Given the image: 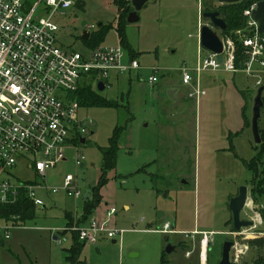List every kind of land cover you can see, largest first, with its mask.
Masks as SVG:
<instances>
[{"label":"rangeland","instance_id":"obj_1","mask_svg":"<svg viewBox=\"0 0 264 264\" xmlns=\"http://www.w3.org/2000/svg\"><path fill=\"white\" fill-rule=\"evenodd\" d=\"M82 3V7L69 9L68 17L62 20L66 42L75 49H82L80 36L92 30L91 24L116 26L118 20L113 0ZM138 15L137 21L127 24L126 34L133 48L141 52L139 74L111 77L109 86L98 90L115 100L117 107L80 110L82 116L87 115L94 122L86 143H79L78 160L84 165L77 164L75 151L68 149L66 160L46 173L51 186L60 185L66 174H72L82 195L74 198L63 192H39L47 208L37 207L33 218L9 230L8 239L0 237L3 263L14 264L21 259L29 264H45L51 257L56 264L63 249L71 244V232L63 235L61 230L85 225L94 216H101L107 203L117 210L109 228L126 230L116 238L102 233L97 243L85 242L80 258L90 264H162L163 253L168 259L163 264H199L198 246L203 233L194 238L165 233L159 229L166 221L174 224L173 229L187 232L195 228L225 233L209 235L208 246L212 248L207 253L208 264H218L223 242L230 236L234 240L229 201L241 185L248 187L247 201H251V207L242 211V218H255L258 214L261 222L242 231L264 243V191L255 192L257 200L253 198V187L258 185L264 169V152L260 156L264 145V105L259 119L260 144L255 142L251 128V107L258 88L255 80L243 71H206L201 78L206 93L197 104L195 98L187 95L188 86L182 82L181 71L184 63L194 66L198 59L197 0H148ZM103 42H119L115 28L109 30ZM126 55L129 56L127 49ZM153 67L159 80L151 85L141 77L146 79L154 73ZM168 89L179 90L176 100L169 96ZM262 96L264 100V91ZM123 124L126 128L116 167L109 171L108 181L100 189L102 199L89 220L78 224L84 197L101 173L99 147L106 146L113 129ZM254 157L256 162L249 168L246 162ZM13 172L22 178L33 175L22 166ZM66 212H71V226H67ZM169 242L175 246L171 252L166 251ZM254 243L255 246L249 244L240 264H256L257 257L264 254L263 244ZM191 246L196 248L186 257Z\"/></svg>","mask_w":264,"mask_h":264},{"label":"built area","instance_id":"obj_2","mask_svg":"<svg viewBox=\"0 0 264 264\" xmlns=\"http://www.w3.org/2000/svg\"><path fill=\"white\" fill-rule=\"evenodd\" d=\"M79 0H0V206L25 197L36 207L46 204L39 192H63L68 197H80L81 190L72 174H66L61 184L51 186L46 173L58 162L66 160V151L72 149L78 160L81 138L87 134L93 120L81 115L75 91L84 81L92 82L97 90L98 83L109 86V79L123 73L142 68L137 58L127 57L122 43L100 44L88 48L75 49L66 42L67 34L62 20L68 11L77 6ZM199 6L198 59L194 66L184 63L181 67L182 82L189 86V97L199 101L206 93L201 85L202 74L206 71L223 69L236 73L243 71L255 80L259 87L264 80V33L258 31V23L252 18L257 1L244 9L246 26L235 30L237 41L241 43L245 57L241 65L237 63V42L230 34L224 35L214 28L222 41L221 53L206 49L200 42V29L204 23L212 26L210 20L204 22L203 0ZM221 4L219 0H216ZM92 30L97 27L90 25ZM90 30V32L92 31ZM88 31V30H87ZM222 55V61L218 55ZM146 79L153 85L159 80L156 67ZM91 133V132H90ZM86 143V141H85ZM22 166L32 177L16 176L14 169ZM247 201L245 207L250 206ZM115 207L108 208L102 220L91 219L87 224L66 227L76 231L82 242L95 244L102 233L116 238L126 230L109 228ZM20 218V214L12 215ZM254 225L256 226L255 218ZM21 222L0 221V237L8 239L13 227ZM162 232L168 233L170 223L165 222ZM234 246L231 251L233 261L240 264L249 246H244L248 238L242 230L231 231ZM213 232H203L200 241L199 258L207 259V247ZM244 235V236H243ZM240 238V239H238ZM192 250L186 252L189 256ZM127 264V263H121Z\"/></svg>","mask_w":264,"mask_h":264},{"label":"trees","instance_id":"obj_3","mask_svg":"<svg viewBox=\"0 0 264 264\" xmlns=\"http://www.w3.org/2000/svg\"><path fill=\"white\" fill-rule=\"evenodd\" d=\"M259 0H239L237 2L232 3H221L218 4L216 0H211V2H205L204 10H217L220 13V16L224 18L227 23V28L223 30V34H230L235 37L238 50H237V63L241 65L242 59L245 57L242 52L243 48L241 43L237 41L235 36V30L244 28L246 26V17L243 14L245 8H247L252 2ZM117 8L118 20L116 26L112 23H99L95 30L90 32V35L87 39H83L81 36L82 45L88 48H92L101 42L104 41L106 34L109 32L111 28H115L118 36L120 38V42L122 45L128 49V53L131 58L137 56V52L133 49L127 39L126 27H127V15L132 10V6L130 0H113ZM78 6L82 7V0L78 1ZM74 95L79 101L80 105L83 107H117L118 104L115 100L109 99L103 96L98 92L97 89L93 87L92 82H82L79 88L75 91ZM126 125L116 126L112 134L109 138L108 144L106 146H100L99 150L102 155V165H101V173L98 178V182L93 185L87 191L84 200H83V210L80 215V220L78 224H85L89 219V216L94 212L95 208L99 205L102 196L100 193V189L106 182L108 181V173L110 170L116 167V159L119 150V143L124 132ZM263 143V142H262ZM264 152V145H262L261 154ZM256 157H254L251 161L246 162L249 168H252L256 162ZM257 177V175H256ZM252 191V190H251ZM264 191V169L261 171V175L259 176L258 185L253 187V198L256 199L255 192ZM37 207L33 204V202L27 200L25 197L20 198L18 201L9 203L7 205L0 206V221H15L21 222L31 219L35 216V209ZM20 214V218H13L12 215ZM70 216V213L66 214ZM71 223L68 221L67 226ZM67 229H64L62 233H66ZM71 232V244L68 247H65L63 250L65 251V259L71 264H87L85 259H80V252L84 245V242L80 241L78 238V234L76 231ZM263 239H251L250 244L254 246V242H258V244L262 243ZM261 246V247H262ZM262 255V254H261ZM168 259L166 254L163 253L161 256V263L167 262ZM256 264H264V254L262 256L257 257L255 261Z\"/></svg>","mask_w":264,"mask_h":264},{"label":"water","instance_id":"obj_4","mask_svg":"<svg viewBox=\"0 0 264 264\" xmlns=\"http://www.w3.org/2000/svg\"><path fill=\"white\" fill-rule=\"evenodd\" d=\"M148 0H130L132 10L127 15V22H135L139 19L138 12L146 4ZM221 3H232L239 0H219ZM202 16L205 20H210L212 26L204 23L200 29V42L203 47L210 49L215 53H221L222 51V41L218 33L214 28H219L220 30H225L227 28V23L220 16L219 11L210 10L203 11ZM252 18L258 23L257 29L259 32L264 33V0H259L257 2L256 8L252 12ZM214 27V28H213ZM90 35V31H84L82 34L83 39H87ZM218 60L222 61V55H218ZM105 85L103 82L98 83V89L103 90ZM264 91V80L262 85L257 88L256 94L253 99L252 115H251V128L254 136V140L257 144H260L262 139L259 129V119L261 116V109L264 105V100L262 93ZM170 97H173L172 90L168 92ZM93 131H91V134ZM85 143L86 139L83 137L80 140ZM84 162H81L80 166H83ZM248 198V187L246 185H241L237 194L230 198L229 209L232 214V229L233 231H240L244 227H251L254 225L253 219L242 218V211L244 210ZM113 242L116 240L113 239ZM234 246V241L231 239H226L223 242L221 257L218 264H239L232 260L231 251ZM175 246L172 247L169 242L166 247L167 252H171Z\"/></svg>","mask_w":264,"mask_h":264},{"label":"crops","instance_id":"obj_5","mask_svg":"<svg viewBox=\"0 0 264 264\" xmlns=\"http://www.w3.org/2000/svg\"><path fill=\"white\" fill-rule=\"evenodd\" d=\"M198 2V1H197ZM205 2H206V0H203V2H202V4H203V8H204V6H205ZM147 3V2H146ZM198 15H199V6H198ZM118 34V33H117ZM119 37V36H118ZM197 38H198V36H197ZM127 39H128V37H127ZM119 42H120V38H119ZM128 42L130 43V45L132 46V44H131V42L129 41V39H128ZM121 43V42H120ZM198 43V42H197ZM198 45V44H197ZM133 47V46H132ZM126 49V48H125ZM134 49V48H133ZM197 49H198V47H197ZM128 50V49H127ZM135 50V49H134ZM136 51V50H135ZM138 54H137V56L135 57V58H137L138 59V57H139V54L141 53L139 50L138 51H136ZM139 60V59H138ZM138 71L139 70H136V71H132V72H129V74H131V73H136L137 72V74H139L138 73ZM120 75V74H119ZM119 75H117V76H114V78H118V76ZM171 89H168V92L170 91ZM190 90H192V89H190V87L188 86V93H189V91ZM178 93H179V90H176V89H173L172 90V94H173V99L174 100H176L177 99V95H178ZM180 94H183L182 92L180 93ZM256 94V93H255ZM188 95V94H187ZM188 97H189V95H188ZM254 99V98H253ZM196 102H197V104L199 103V101H197L196 100ZM252 106H253V104H252ZM251 111H252V107H251ZM252 115V114H251ZM110 207H114V206H108L107 205V203H105V209H104V211H103V213H102V215L101 216H94L93 218H95V219H97L98 221H102L107 215V211H108V208H110ZM261 207V206H260ZM43 208H47V205H45ZM67 213H71V212H66L65 213V215L67 214ZM257 216H255V222H256V224H257V226L261 223L260 222V219L258 218L259 217V215L258 214H256ZM66 217L68 218V221H70V216H67L66 215ZM74 217V216H73ZM112 217H113V215L111 216V220H110V222L112 221ZM93 218H91V219H93ZM90 219V220H91ZM247 219V218H246ZM249 219H253V217H249ZM89 220V221H90ZM67 221V222H68ZM88 221V222H89ZM166 222H168V221H166ZM68 224V223H67ZM164 225V224H163ZM170 227H171V229L172 230H174V231H172V233H179V234H184V236H188L189 235V237L191 236V238H194V235L195 234H199V233H203V232H213V233H218L219 231L217 230L216 231V229H205V230H200V229H193V230H191L190 232H187V230L186 229H182V228H180V229H173L174 228V224H170ZM65 228H63L62 230H61V232L64 230ZM132 230H138V229H136V228H131ZM162 229V228H161ZM145 230V229H144ZM149 230H152V229H149ZM153 230H155V229H153ZM220 231H223V230H220ZM219 233H223V232H219ZM63 235H65L64 233H62ZM223 234H225V233H223ZM245 238H248L247 240H246V242H244L245 244H246V246H249V244H250V240L251 239H253L252 237H245ZM54 239H58V236L57 235H54ZM255 239V238H254ZM251 245V244H250ZM255 246V245H254ZM191 248L192 249H190V250H192V251H194V249L196 248V246H191ZM198 248H199V250H198V262H199V264H208V262H209V257L207 256V259H206V261H204V262H202L201 260H200V258H199V252H200V250H201V245L200 246H198ZM212 248V246H208L207 247V253H209L208 251L210 250ZM187 251H189L188 249H187ZM186 251V252H187ZM247 253V252H246ZM185 256L186 257H190L191 255H189V256H187L186 255V253H185ZM60 257V258H59ZM58 257V260H57V263L56 264H70V262H68L66 259H65V252H63V254L61 255L60 254V256ZM81 259V258H80ZM53 262V259L51 258V257H49V259H48V261L45 263V264H53L52 263ZM87 262V264H90L88 261H86ZM0 264H6V263H3L2 261H0ZM14 264H29V263H26V262H23L21 259H20V261H18L17 263H14ZM55 264V263H54Z\"/></svg>","mask_w":264,"mask_h":264},{"label":"flooded vegetation","instance_id":"obj_6","mask_svg":"<svg viewBox=\"0 0 264 264\" xmlns=\"http://www.w3.org/2000/svg\"><path fill=\"white\" fill-rule=\"evenodd\" d=\"M227 239H231V236H230V238H227ZM231 240H233V239H231ZM234 241V240H233ZM222 246H223V244H222Z\"/></svg>","mask_w":264,"mask_h":264}]
</instances>
